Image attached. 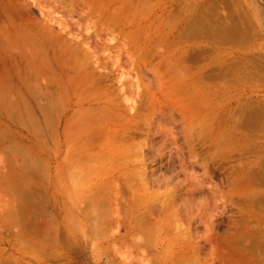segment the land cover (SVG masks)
<instances>
[{
  "label": "rangeland",
  "instance_id": "374dc122",
  "mask_svg": "<svg viewBox=\"0 0 264 264\" xmlns=\"http://www.w3.org/2000/svg\"><path fill=\"white\" fill-rule=\"evenodd\" d=\"M137 3L139 11L134 8L128 16L126 32L106 31L104 27L99 32L105 52L101 50L98 56L106 67L99 72L108 74L102 83L107 95L103 99L99 95L101 101L94 97L78 102L77 97L68 96L70 88L62 83V80L66 82L62 77L68 75L69 69L53 64L54 67L48 63L34 65L35 69L48 66V71L42 73L46 80L53 79L51 85L44 82L41 70L37 78L34 75L35 80L32 74L24 80L25 84L22 81L27 78L25 75L34 71L31 65H26L25 55L8 56L0 52V264H221L224 261L221 255L227 250L218 246L220 239H226L224 234L229 231L234 232L233 223L240 218L236 205L241 194H231L234 196L231 200L238 198L236 205L225 201L228 185L235 178L232 169L240 157L242 160L255 157L250 152L251 156L249 153L243 156L232 151L237 149H230L229 137L233 140L244 133L243 128L238 132V126H231V118L237 122L238 114L233 118L230 112L237 105H247L249 110L263 105L264 81L249 79L254 87L249 83L244 85L248 80L242 84L238 80L235 86L220 79L207 81L206 85L221 89L212 101L207 99V105L201 106L205 108H201L196 120L190 114V106L181 102L185 97L179 93L170 96L167 92L170 82L160 56L146 55L143 51L151 49V38L157 39L162 33L164 36L170 25L171 15L163 14V20L160 15L165 11L176 15L182 10L183 20L178 19V24L186 32L208 27L206 36L215 38L236 26L238 32L233 36L241 41L214 39L215 43L218 41L215 44L204 38L201 45L209 50L214 47L223 62L226 59L231 65L235 62L250 71L258 67L264 70V0H138ZM33 11L39 17L38 10L33 8ZM154 19L153 27L160 31L149 30ZM92 21L95 20L88 22L89 31L99 30ZM178 24L174 27L180 28ZM132 25L139 29L131 33L132 37L129 35L130 39L141 40V45L134 48L122 36L133 30ZM81 30L85 34L86 30ZM175 34L176 30L172 35ZM192 39L180 41L185 46L200 42V38ZM3 41L4 49L5 43L7 48L9 44L11 49L7 52L12 54L11 42ZM165 44L163 38L151 50L162 53ZM18 71H24L22 82ZM34 72L38 73L37 69ZM45 84L51 88L46 89L51 92L47 96H43ZM64 85L66 90L62 89ZM208 103L214 108L207 107ZM225 109L229 110L226 114ZM227 113L230 118L226 120L230 119L231 124L225 122ZM219 121L224 127L222 124L219 127ZM222 132L228 133L225 136L228 139L221 143ZM204 133L211 134V140ZM261 133L264 135V131ZM214 134V140L217 136L221 144L213 143ZM223 152L230 155L226 158L222 155L221 160L219 155ZM205 165L207 171L203 169L207 168ZM206 173L211 178L206 180ZM218 189L220 196L215 197ZM256 227L264 229V220L254 221L252 228Z\"/></svg>",
  "mask_w": 264,
  "mask_h": 264
},
{
  "label": "bare ground",
  "instance_id": "6f19581e",
  "mask_svg": "<svg viewBox=\"0 0 264 264\" xmlns=\"http://www.w3.org/2000/svg\"><path fill=\"white\" fill-rule=\"evenodd\" d=\"M140 1L150 2L151 0H140ZM137 2L138 0H0V44L4 43L3 39L4 40L7 39V42H11L10 44L13 46L12 54H11L7 52L8 51L7 49L8 48L11 49L10 48L11 46L8 44L9 47L7 48L6 47L7 44L5 43V49H4V46H2L1 44L0 49L2 46V49L4 50L1 49L0 52L4 51L6 53L3 54H9L8 56L11 55L18 57L19 56L18 53L22 54L19 57L25 55L26 60L24 59L23 60L26 61V65L27 66L31 65V67L34 68L31 69H33L34 71H36L37 69L38 73H35L33 71L32 73H29L28 76L23 74L24 71H21L22 73L18 71L19 79L24 77V75L27 77L26 79L22 78L23 80L20 79V81L22 80L24 83L26 82L24 80H28V78L31 77L30 76L31 74L33 76L32 79L35 80L39 74L38 70H41L40 73H42V71H45V69L47 70L48 68V66L46 65L47 68L44 66V69L41 68L35 69V66L39 67L42 65V64L40 65L39 63H43L44 65L48 63L51 66L55 65L61 68L64 67L65 69H67V71L69 69L68 75L64 74L67 72L66 70H64L63 74L65 76L62 77L63 76L62 75L61 77L63 79L64 78L66 79V80L64 79L66 82H63L62 80V83L69 86L70 92L68 91L69 94L68 93L67 94L68 96L71 95V98L77 97L78 102L79 100L85 98H88L90 100L91 98L94 97L95 99L100 100L99 95H101L102 96L101 98L103 99L105 98L104 96L107 95V90L104 89L105 85H103L102 83H104L106 78H108V74L99 72L100 70L106 69V67H104V64H102V60L98 56V53L101 50H103L101 52H105L104 51L105 43L103 42L99 32L102 31L103 27L106 31H112L113 29H118L121 30L122 32H126L125 31L126 25L128 26L127 23L129 21L128 16L132 15L134 8H136L137 11H139L137 7L138 6ZM192 7L193 6H190V8ZM33 8L38 10L39 17H36L34 15ZM196 8H198V6ZM181 11L176 12V15H174L175 12L174 14L172 13L173 14L172 15L170 14L171 12L168 13L166 11L160 15L162 16L161 17L162 20H163V14H166V16L171 15L170 20H168V24L170 25L168 26V28H166V31L164 32V36L162 33V35L158 36L157 39L151 38V40L149 41V45L150 47L152 46L154 47L156 44L158 45V43L162 42L164 38V42L166 43L165 44L166 48L164 49V51L162 53H159L154 49L156 52L153 53L152 51L153 47L151 48L152 49L151 50L150 48L146 49V46H145L146 51H143L144 48L142 51L146 55L160 56L162 61L161 62L162 66H164L165 68V74L168 76L167 77L168 83L170 82L167 87V92L170 94V96L172 95L177 96L180 94V97H185L186 99L185 98L181 99L182 100L181 102L190 106L191 108L190 114L192 113L193 117L198 115L199 111H201L202 108L201 106L206 104L207 99L209 102L212 101L211 98H213V96H216V93H218L220 91L219 89H221V86L219 88L218 86L206 85L205 83L207 81L212 80L213 82H215V80L220 79V82H222L221 80H223L226 85L230 86V84L234 83L235 86V82L237 85L238 80H239L238 83L241 82L244 83L245 80L246 81L248 80V82H245L244 85L249 83L251 87H254V84H250L251 81L249 82V79L252 80L257 79L259 82H261V80L263 79L262 82L264 81L263 69H259L258 67V70L250 71L248 67L244 65L242 66L240 64H236L235 62H233V65H231L230 63L227 62L225 58H224L225 60L223 59L224 60L223 62L222 60H220L219 57L220 52H218L217 50L215 51L214 47L212 48V50L211 49L209 50L208 48H205L201 45V39L204 38L206 39L209 38L213 42L214 39L215 41L218 40L223 42L224 41L238 42L239 39L241 41V38L237 36L235 37L233 36L234 33L238 32L237 30L235 31V29H237L236 26L233 27V30L230 29L231 31L229 30L228 32H225L226 35H222V37L217 36L215 38L212 35L206 36L208 27H206L207 30L203 28V30H206V34H204L205 31L203 32L202 30L203 26L200 27L199 25L198 26L200 28L195 27L192 30H190V32H186V30H184V27L183 26L181 27V23H179L180 25L178 24V19L183 20L181 19L183 17ZM75 14L78 15V19H75ZM92 19L95 20L92 22H95L98 25V27H100L99 30L95 29L94 32L89 31L91 27L89 26L88 22ZM154 21L155 19L152 20V22L150 23L149 30L152 32H154L155 30L160 31L159 28H156L155 26L153 27V25L155 24ZM176 24H178L177 26H180V28L174 27ZM73 25H75L74 31H73V27H74ZM78 28L86 30L85 34H82L81 33L82 30L79 29L80 30L79 31ZM132 28L133 30L131 32L122 34V36L126 37L128 42L127 44H129L131 47L134 48V46L136 45L138 46L141 43L140 42L141 40L138 39V41H135V38L130 39V37H132L131 33H133L134 30L139 29L138 26L136 27L135 25H132ZM76 29L79 32H76ZM174 30H176L175 36L172 35L174 33ZM182 38H193L192 41L193 40L196 41L197 39L200 38L199 39L200 42L198 41H197L198 43L194 42L193 45H190L191 47L185 46L184 41H180ZM218 41L216 43H218ZM213 42L212 44L215 43ZM13 48H16L18 52L15 51L16 49L13 50ZM13 53L14 54L17 53V55L16 54L13 55ZM209 53L214 55L210 57ZM23 60L21 61L23 62ZM229 62H232V60H230ZM215 66H217V69L214 70L213 68ZM18 70L20 69L18 68ZM51 71L49 70L50 73ZM69 72L72 74H69ZM35 74H36V78L34 79ZM43 75L44 74L42 73L41 77H43ZM55 78L57 79L58 77ZM175 80L178 82L177 83L178 85H176ZM4 81H6V79H4ZM44 82H46L48 85H51V83H53L54 81L52 78L48 80L44 78ZM63 84L60 87H63ZM225 84L224 86H226ZM241 84H239L240 87ZM65 85L64 88H62L64 90L67 89V87L65 88ZM44 86H45V90L48 89V87H46L47 86L46 84ZM243 88H245V86ZM44 92H46L44 95L43 93L40 94L43 96L50 95L48 93L50 91L46 90ZM17 95H19V93H17ZM20 95L22 96V94ZM53 97L54 96L51 95V98ZM210 104L207 107H209ZM114 105L117 104L114 103ZM211 106H210L211 108H214V105ZM108 108H110V106ZM203 108L205 107L203 106ZM227 109H225L226 111H224L225 114L230 110V108L229 110ZM230 113L232 115L231 117L234 116L233 118H235L236 115L238 114L236 117L237 122L235 121L233 122L234 119L231 118L232 121L231 126L234 128L238 126L239 127L237 128L238 132L239 131L241 132L242 128L244 129V133L242 132L243 134L240 133L235 138L233 137L232 138L233 140H231L230 139L231 137H229L230 142H228V145L231 146L230 149L232 147L237 149L232 151H237L243 156L245 153L250 152L253 153V155L255 154V157L253 159V156H251L250 153L248 155H250L252 159H247L250 158L247 154H246L247 158L245 157L247 160H242L241 159L242 157L240 158L238 157L239 158L238 165L235 167V169H232V172H234L236 175L233 173L235 178L228 185L230 191L228 190V195H226L225 201L226 200L230 201L231 204L233 205L235 201L238 199L237 198L235 201H233L235 193L241 194V195L238 194L239 196L237 195L240 198L237 202L238 205H236L235 203L236 208L238 207V209L240 210V218L235 219L233 223L234 230L229 229V230H233L234 232L231 233L229 231L228 234L227 233L228 231H226L227 234H224L227 235L226 239L223 237H222L223 238L222 241L220 239L218 246L223 247V249L225 248L227 250L225 251V254L221 255L224 258V261L221 262V264H263L264 255L262 256V250L264 249V229L260 227L252 228V223L254 221L264 220V139L262 140L261 137L263 135V133L261 132L264 131V104L263 105L258 104L257 107L255 106L250 110L247 105H243V107L237 105L234 111L232 110V112ZM227 114L229 117L225 116L226 118L223 117V119L225 118L226 120L227 118H230V114L229 113ZM239 115L242 116L243 118L240 117ZM197 118L199 117H195L194 119L197 120ZM220 121H219V127H221V124L225 122L231 124L229 123L230 119L226 120L225 122L222 121V123H220ZM225 126H227L226 123ZM222 127H224L223 124ZM227 127H229V125ZM246 129H248L249 131ZM250 131L251 133H249ZM255 132L257 134L258 133L260 134L255 135L256 134ZM222 133L220 135L222 136L224 135L223 139L219 137L221 143L222 140L228 139L225 138V136H227L228 133L226 132L227 133L226 135ZM201 135L203 134H200V136ZM210 135L207 134V136L211 140L212 135L211 136ZM215 135L216 134L213 135L212 140L213 141L216 140L215 142L217 143L213 141L212 142L217 145L221 144L217 140V136L214 140ZM199 138L200 137H198V139ZM234 145H236V147H234ZM194 154L195 153L193 152V155ZM222 155L223 158L224 156L226 158L230 154L227 156V153L225 154L223 152L221 156L219 155V159L221 160L223 159ZM204 163H206V161H203V165ZM203 169L204 170L208 169V167L207 168L203 167ZM208 173H206V176L208 175ZM229 174L230 176L232 175L231 172H229ZM209 176L210 174L206 177V180L207 178H209ZM219 189L216 191L215 195L213 194L215 197L220 196L218 194V191H220ZM233 193L234 196H232ZM261 259H263V261H261Z\"/></svg>",
  "mask_w": 264,
  "mask_h": 264
}]
</instances>
